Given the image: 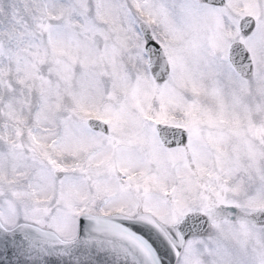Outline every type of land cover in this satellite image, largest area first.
Instances as JSON below:
<instances>
[{
  "label": "snow or ice",
  "instance_id": "snow-or-ice-1",
  "mask_svg": "<svg viewBox=\"0 0 264 264\" xmlns=\"http://www.w3.org/2000/svg\"><path fill=\"white\" fill-rule=\"evenodd\" d=\"M0 264H264V0H0Z\"/></svg>",
  "mask_w": 264,
  "mask_h": 264
}]
</instances>
